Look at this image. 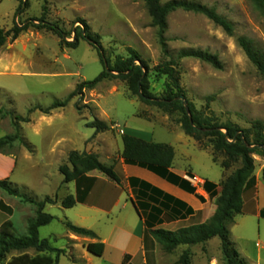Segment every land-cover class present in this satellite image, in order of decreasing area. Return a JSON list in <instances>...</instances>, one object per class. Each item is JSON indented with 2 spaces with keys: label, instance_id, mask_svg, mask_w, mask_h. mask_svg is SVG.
<instances>
[{
  "label": "rangeland",
  "instance_id": "obj_1",
  "mask_svg": "<svg viewBox=\"0 0 264 264\" xmlns=\"http://www.w3.org/2000/svg\"><path fill=\"white\" fill-rule=\"evenodd\" d=\"M159 1L161 5L187 1L214 9L232 23L233 33L226 34L202 14L182 9L169 12L165 28L160 29L152 24L143 0H24L26 5L21 0H0V29L7 31L14 24L42 19L64 35L62 39L42 23L33 22L35 28L0 48V138L18 137L0 151V180L6 179L20 194L37 202L47 197L56 200L43 209L54 220L39 228V238L61 250L58 264H103V256L87 252L85 239L89 238L75 236L62 224L68 220L103 235V216L77 215V209L60 206V201L73 193L72 182L63 184L59 173L60 166H69L71 152L95 155L114 168L121 158V136L141 127L144 131L152 129V137L145 139L170 144L176 164L189 165L199 175L225 177L239 167L237 163L226 171L221 169L223 156L216 153L214 163L206 139L199 146L189 137L195 147L185 145L178 139L189 140L177 123L181 115L143 104L130 96L119 79L104 78L94 88L85 87L73 96L80 84L93 81L105 70L97 51L86 40L79 37L74 41L76 34H96L104 60L111 63L117 57L127 58L130 50L136 52L147 65L149 90L155 96L163 95L168 80L154 68L173 61L187 103L211 112L220 123L230 122L240 129L250 128L256 120L264 123V77L238 43L244 37L264 53V17L248 0ZM183 51L215 55L221 69L196 58H181ZM61 103L65 106L55 107ZM48 109L49 113H44ZM15 117L29 122L16 126ZM95 120L104 122L108 129L97 132L91 127ZM183 152L189 154L188 160H182ZM253 158L254 175L264 186V161ZM0 197L12 209L6 219L12 222L15 235L24 236L36 206L3 191ZM243 201L242 214L228 226L230 241L246 264H264V219L255 214L257 207H264L263 192L258 190L257 200L246 197ZM70 235L78 239H68ZM183 250L180 247L166 254L159 247V254L165 259L163 263L177 264ZM26 253L35 255L31 249ZM193 253L190 264H210L211 259L212 264H226L218 238L206 247H193ZM15 255L18 253L13 252L7 260Z\"/></svg>",
  "mask_w": 264,
  "mask_h": 264
},
{
  "label": "trees",
  "instance_id": "obj_2",
  "mask_svg": "<svg viewBox=\"0 0 264 264\" xmlns=\"http://www.w3.org/2000/svg\"><path fill=\"white\" fill-rule=\"evenodd\" d=\"M143 1L152 18V24L160 29L165 28V17L169 12L182 9L187 12L202 14L216 26L222 28L226 34L231 35L233 33V25L230 21L218 15L214 9L204 5L187 1H170L164 5H161L159 0ZM248 1L264 17V0ZM22 2L25 4L24 0H21V4ZM33 22L42 23L50 31H54L62 39L64 38L63 32L56 31L52 25L47 24L44 20H32V22L22 25L14 24L7 31L0 29V48L7 42L16 41L29 28H35ZM79 37L86 40L97 51L103 64L104 62L107 64L110 73L104 70L93 81L80 84L72 94L73 96L76 95L77 91H81L85 87L88 89L94 88L104 78L114 77L119 79L125 83L130 96L137 97L143 104L154 106L165 113H179L181 116L177 123L186 136L196 141L199 146H203V140H208L212 148V160L214 163L216 162V153L223 156L222 161L219 163L221 169L226 171L233 164H239L238 168L225 176L220 182L219 193H216V185L207 181L204 182L203 187L205 190L208 191L209 188L213 190L209 192V195L214 199L215 205L213 215L206 222L173 232L163 229H151L149 234L152 239L163 252L171 254L181 246L190 248L205 244L213 238H218L226 264H246L230 241L228 226L236 216L242 214L244 193L254 190L256 178L254 175L255 164L253 157L257 156L264 161V123L256 120L251 122L250 128L240 129L230 122L220 123L211 112L205 113L191 103H187L189 109V114H187L182 101L179 99L183 96L186 101L179 86L178 73L174 67L177 65L175 62H167L154 68L155 72L165 75L168 80L163 95L155 96L149 90L147 65L136 52L130 50L127 58L117 57L111 63L109 60H104L103 50L96 34L81 31L76 34L74 41L77 42ZM238 43L259 74L264 77V53L257 50L253 43L244 37H240ZM180 57L196 58L211 64L216 69H221V63L215 55L183 51ZM57 106L63 107L65 103L55 105V107ZM44 113H49V109ZM14 119L16 126L21 121L29 122L28 119L23 120L18 117ZM91 127L95 128L97 132H104L108 129L104 122L98 120L92 122ZM14 139H18V137L0 138V151L3 147L11 145ZM121 141L122 152L120 157L124 164L146 169L161 178L179 185L190 193H195V188L188 182L170 172L174 158L173 147L163 143L146 142L128 134H123ZM68 164L69 166L62 165L59 167V173L63 176V184L78 181L91 172H98L107 180L116 184L120 183L113 167L101 163L95 155L71 152L68 155ZM261 179L264 183V168L261 171ZM0 191L10 196L19 197L37 208L35 216L28 220L24 236L15 235V230L10 220L4 219L0 222V264H58L61 250L51 247L46 239L39 238V228L50 224L54 220V217L44 213L43 209L47 204H55L56 200L47 197L43 201L37 202L20 194L6 179L0 180ZM199 198L202 199L201 197ZM76 204L77 201L72 195H68L60 201V206L63 209H71ZM0 207L7 208L1 201ZM260 218L264 219V209L260 211ZM62 224L75 236L97 239L96 234L89 229L77 227L68 221H64ZM85 248L88 253L96 257L102 256L103 243L101 242L88 243ZM30 249L34 250L35 255L31 256L26 253ZM13 252H17L18 255L10 256L7 260L8 256ZM52 253H55L54 257L50 255ZM189 257V250L183 251L177 264H190ZM123 264H129L128 260L125 259Z\"/></svg>",
  "mask_w": 264,
  "mask_h": 264
},
{
  "label": "crops",
  "instance_id": "obj_3",
  "mask_svg": "<svg viewBox=\"0 0 264 264\" xmlns=\"http://www.w3.org/2000/svg\"><path fill=\"white\" fill-rule=\"evenodd\" d=\"M143 122L153 125L147 120H143ZM145 129L146 131L137 127L131 136L152 142L151 139H145L147 136L152 137V129ZM178 139L185 145H194L195 147V143L190 138L192 144H189V140H182L181 137ZM152 143L161 142L154 141ZM189 158V154L183 152L182 160ZM113 169L120 181L119 184L91 173L72 182L73 193L71 195L76 199L77 204L68 209H77V215L82 214L84 216L94 213L103 216V235L94 232L97 239H85L88 240L86 245L94 242L103 243V264H123L125 259L128 260L129 264H165L163 263L164 257L159 254V246L150 236L149 230L163 229L173 232L206 222L213 215L215 205L214 199L209 195V192L213 190L211 188L208 191L205 190L203 184L207 181L216 185V193H219V184L224 179L223 174L219 177H208V175L197 174L189 165L176 164L175 151L170 172L188 182L195 188V193H190L179 185L146 169L126 165L121 158ZM192 178H195L196 181H193ZM101 186L103 191L99 190ZM259 189L264 195V186L256 178L254 190L244 193V199L253 197L257 200ZM0 201L7 207L5 209L0 207V214L3 215L0 218L1 222L3 219L11 217L12 209L3 202L1 197ZM263 209L264 207H257L256 216L260 218V211ZM67 237L68 239H78L73 235ZM214 239L207 241L200 247H206ZM181 247H184L183 251L189 250L191 255L194 254L193 247L195 246ZM213 262L214 260L211 259L210 264Z\"/></svg>",
  "mask_w": 264,
  "mask_h": 264
},
{
  "label": "water",
  "instance_id": "obj_4",
  "mask_svg": "<svg viewBox=\"0 0 264 264\" xmlns=\"http://www.w3.org/2000/svg\"><path fill=\"white\" fill-rule=\"evenodd\" d=\"M104 65H105V70H106V72H107V73H110V71L107 69V64H106L105 62H104ZM179 99L182 101V104H183V106H184V108H185L187 114H189V109H188V106H187V102L185 101L184 97L182 96V97H180Z\"/></svg>",
  "mask_w": 264,
  "mask_h": 264
},
{
  "label": "built area",
  "instance_id": "obj_5",
  "mask_svg": "<svg viewBox=\"0 0 264 264\" xmlns=\"http://www.w3.org/2000/svg\"><path fill=\"white\" fill-rule=\"evenodd\" d=\"M192 180H193V181H196V179H195V178H192Z\"/></svg>",
  "mask_w": 264,
  "mask_h": 264
}]
</instances>
